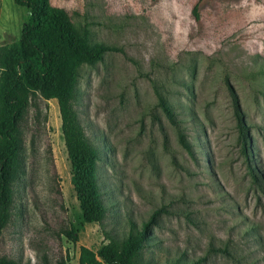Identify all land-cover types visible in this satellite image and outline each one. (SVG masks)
<instances>
[{"label":"rangeland","instance_id":"obj_1","mask_svg":"<svg viewBox=\"0 0 264 264\" xmlns=\"http://www.w3.org/2000/svg\"><path fill=\"white\" fill-rule=\"evenodd\" d=\"M194 1L47 0L86 28L90 42L114 48L81 64L73 103L98 149L105 213L101 222L82 219L57 102L38 97L22 118L24 173L13 184L0 255L78 264L80 246L94 251L157 211L142 264H264V0H203L199 22ZM28 17L24 5L2 0L0 44L18 40Z\"/></svg>","mask_w":264,"mask_h":264},{"label":"trees","instance_id":"obj_2","mask_svg":"<svg viewBox=\"0 0 264 264\" xmlns=\"http://www.w3.org/2000/svg\"><path fill=\"white\" fill-rule=\"evenodd\" d=\"M29 10V17L18 40L0 44V234L10 217L13 184L24 173L22 118L36 99H55L60 130L70 165V181L85 222H101L105 208L100 199L96 160L98 149L87 138L74 108L78 69L81 64L93 65L106 51L114 48L101 42H90L86 28L79 30L62 7L47 0H14ZM203 0H195L192 18L199 22ZM234 99V98H233ZM158 104L167 119L176 125L174 115L163 97ZM233 109L241 153L247 157L248 135L239 108ZM179 144L191 148L178 131ZM249 174L257 179L251 166ZM157 211L139 227L129 221L122 235H107V241L96 250L80 246L78 264H142L140 251L145 244L149 224ZM75 229L66 234L74 241ZM226 253V249H222ZM0 264H28L0 255ZM167 264H183L173 261ZM186 264H196L190 262Z\"/></svg>","mask_w":264,"mask_h":264},{"label":"crops","instance_id":"obj_3","mask_svg":"<svg viewBox=\"0 0 264 264\" xmlns=\"http://www.w3.org/2000/svg\"><path fill=\"white\" fill-rule=\"evenodd\" d=\"M1 5H2V0H0V12H1Z\"/></svg>","mask_w":264,"mask_h":264}]
</instances>
